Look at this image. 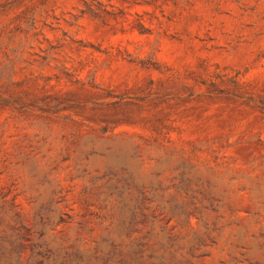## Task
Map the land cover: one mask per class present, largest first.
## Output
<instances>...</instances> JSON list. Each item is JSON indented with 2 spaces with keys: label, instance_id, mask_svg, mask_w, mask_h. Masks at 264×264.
I'll return each instance as SVG.
<instances>
[{
  "label": "rangeland",
  "instance_id": "1",
  "mask_svg": "<svg viewBox=\"0 0 264 264\" xmlns=\"http://www.w3.org/2000/svg\"><path fill=\"white\" fill-rule=\"evenodd\" d=\"M3 196L47 264H264V0H0Z\"/></svg>",
  "mask_w": 264,
  "mask_h": 264
},
{
  "label": "trees",
  "instance_id": "2",
  "mask_svg": "<svg viewBox=\"0 0 264 264\" xmlns=\"http://www.w3.org/2000/svg\"><path fill=\"white\" fill-rule=\"evenodd\" d=\"M14 207L13 201H7L4 196L0 198V264H24L27 252L28 260H36L34 264H47L49 252L41 251L42 245L38 243L31 228L23 223L19 213L16 210L11 213ZM133 233L135 231L128 230L124 237L129 239ZM107 237V250L91 258L101 264H185L177 261L176 255L170 253L174 247L172 244L158 248L150 242L148 234L126 244L118 242L112 234ZM63 252L64 264L73 258L81 262L83 258L73 245H69Z\"/></svg>",
  "mask_w": 264,
  "mask_h": 264
}]
</instances>
